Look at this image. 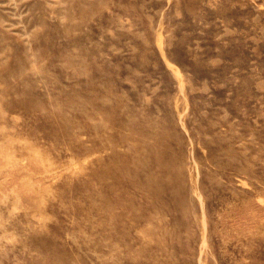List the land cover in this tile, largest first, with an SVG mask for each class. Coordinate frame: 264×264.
I'll use <instances>...</instances> for the list:
<instances>
[{"label": "rangeland", "instance_id": "rangeland-1", "mask_svg": "<svg viewBox=\"0 0 264 264\" xmlns=\"http://www.w3.org/2000/svg\"><path fill=\"white\" fill-rule=\"evenodd\" d=\"M0 264H264V0H0Z\"/></svg>", "mask_w": 264, "mask_h": 264}, {"label": "bare ground", "instance_id": "bare-ground-1", "mask_svg": "<svg viewBox=\"0 0 264 264\" xmlns=\"http://www.w3.org/2000/svg\"><path fill=\"white\" fill-rule=\"evenodd\" d=\"M20 70V69H19ZM13 89V88H12ZM22 93L24 92V93H28V91L26 92V91H21ZM31 94V96H32V93H30ZM20 104L23 106V109L25 110V111H27V112H30V111H32V110H34V109H36V108H38L39 106L38 105H36V103H34V98L33 97H30V98H28V99H21V102H20ZM56 104V103H55ZM74 105V104H73ZM21 117V116H20ZM44 119V121L45 122H43V123H45V124H48V113L47 114H45V117L43 118ZM47 119V120H46ZM137 134V133H136ZM124 136V135H123ZM135 142V141H134ZM133 142V143H134ZM156 143L158 144V145H160L161 144V146H163V150H162V153H161V155L159 156V157H157L156 159H157V161L158 160H160V159H158V158H161V156L163 155V154H168V152H167V146H166V143H165V138H164V136H162V135H160V136H158V137H156ZM140 144H143V143H140ZM134 146V145H133ZM132 147V146H131ZM135 147H136V145H135ZM135 147H133V148H135ZM132 150V149H131ZM136 150H137V148H136ZM135 150V151H136ZM133 151V150H132ZM147 151V150H146ZM149 151V150H148ZM146 153V152H145ZM149 153V152H148ZM136 154H137V152H136ZM149 154H151V153H149ZM130 155V154H129ZM131 155H133V154H131ZM130 155V156H131ZM125 156V155H124ZM134 158V157H133ZM138 158V157H137ZM120 159V158H119ZM128 159H130V158H127V159H125V160H119V162H114V163H112V164H110V165H108L107 164V166H105L104 165V168H102V172L103 173H106V174H110V175H112V177L115 179V181L116 182H114L113 184H115V185H113V187L115 186V187H118V188H125V187H127V186H131V187H136V188H140L141 187V183L140 182H138V180H130V178H129V172L131 171V172H134V174L136 173V174H141V172H143V171H141V169H140V167H134V168H131L130 169V165H129V163H130V161L128 162ZM145 159V158H144ZM134 160V159H133ZM132 160V161H133ZM150 160V159H149ZM173 160V159H172ZM115 161V160H114ZM138 161H140V158H139V160ZM141 162V161H140ZM135 163V162H134ZM143 162H141V164H142ZM133 164V163H132ZM136 164V163H135ZM137 165V164H136ZM103 166V165H102ZM135 166V165H134ZM141 166V165H140ZM101 168V167H100ZM148 168V167H147ZM163 169H166V167L165 166H163ZM159 170H161V169H159ZM129 171V172H128ZM151 172V171H150ZM150 172L148 173H146V172H144L145 173V177H146V179H147V183L148 184H144L143 186L146 188V190L148 191V192H154V193H159V192H162V190H164V191H166L167 190V188H166V186L168 187V184H166V183H162V182H160L159 183V185H157L156 186V184H155V187H151L150 186V181L152 180V176H153V174L151 175L150 174ZM99 173V172H98ZM101 173V172H100ZM133 174V175H134ZM101 176V175H100ZM156 176V175H155ZM114 181V180H113ZM150 186V187H148V186ZM184 188V187H183ZM176 189V188H175ZM172 190V189H171ZM176 192V191H175ZM164 194V193H163ZM172 196H174V198H176L177 197V195H176V193H174L173 192V190H172ZM160 195V194H159ZM181 201V200H180ZM181 204V203H180ZM182 205H183V203H182ZM180 207V206H179ZM178 207V208H179ZM57 256V255H56Z\"/></svg>", "mask_w": 264, "mask_h": 264}]
</instances>
